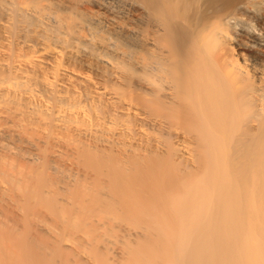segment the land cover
Instances as JSON below:
<instances>
[{"label": "bare ground", "instance_id": "obj_1", "mask_svg": "<svg viewBox=\"0 0 264 264\" xmlns=\"http://www.w3.org/2000/svg\"><path fill=\"white\" fill-rule=\"evenodd\" d=\"M0 264H264V0H0Z\"/></svg>", "mask_w": 264, "mask_h": 264}]
</instances>
